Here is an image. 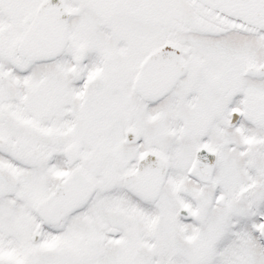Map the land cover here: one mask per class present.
I'll return each instance as SVG.
<instances>
[{"label": "snow or ice", "instance_id": "obj_1", "mask_svg": "<svg viewBox=\"0 0 264 264\" xmlns=\"http://www.w3.org/2000/svg\"><path fill=\"white\" fill-rule=\"evenodd\" d=\"M0 264H264V0H0Z\"/></svg>", "mask_w": 264, "mask_h": 264}]
</instances>
